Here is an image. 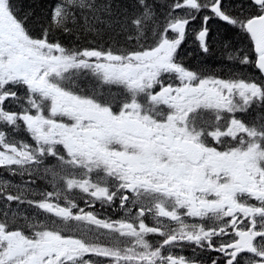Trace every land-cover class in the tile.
I'll return each mask as SVG.
<instances>
[{"label":"snow or ice","instance_id":"snow-or-ice-1","mask_svg":"<svg viewBox=\"0 0 264 264\" xmlns=\"http://www.w3.org/2000/svg\"><path fill=\"white\" fill-rule=\"evenodd\" d=\"M137 3L131 25L142 33L156 13L146 0ZM109 7L57 0L50 23L34 36L12 0H0V126L10 130H0V168L21 177L20 184L0 177V197L8 207L28 204L47 214L39 221L0 213V264H197L171 254L182 243L219 252L222 264H239L242 253L250 254L244 264H264V124L237 118L264 106V0H248L237 15L225 0H173L163 29H153L154 46L134 51L68 48L50 39L55 31L71 33L81 19L90 30L88 14L98 20ZM201 12L209 14L193 29L200 49L209 52L210 20L238 29L254 55L239 63L254 66L259 81L207 76L177 61ZM81 78L96 87L85 90ZM6 102L19 111L6 110ZM22 126L33 144L12 135ZM48 157L57 161L43 167L53 191H39L23 178L38 177ZM73 190L87 195L89 206L119 200L127 218L79 208L69 198ZM149 215L154 226L145 223ZM150 234L162 242L151 243Z\"/></svg>","mask_w":264,"mask_h":264},{"label":"trees","instance_id":"trees-1","mask_svg":"<svg viewBox=\"0 0 264 264\" xmlns=\"http://www.w3.org/2000/svg\"><path fill=\"white\" fill-rule=\"evenodd\" d=\"M95 2L97 5H109L110 7L107 11L96 13L98 20L91 19L92 14H88L90 16L88 22L90 30H85L83 27L84 21L81 19L79 25L74 27L71 33L55 31L50 33V39L53 42L59 41L68 48L81 49L102 48L106 50L111 48L113 51L121 49L134 51L139 50L141 47L154 46L158 36L154 35L153 29L156 28L158 31L163 29L169 6L173 3V0H146L154 8L156 20L146 25L142 33L131 25V20L139 15L141 11L137 0H95ZM12 3L19 17H27L28 27L32 29L31 34L40 36L42 28L47 27L50 23L51 12L57 0H12ZM225 3L232 7L233 15H237L241 11L240 5L247 7L248 0H225ZM174 15H184V13L178 11ZM215 21L210 23L211 26H209V31L212 32L209 42L212 48L214 47V55H204L195 44H192L194 49H190L188 55L203 59L215 58L214 60L220 62V65L216 66L215 69L229 70L232 63L226 58H229L231 54L233 57H237L236 62L239 63V58H242L243 54L250 50L251 42L238 29L219 20ZM69 26L73 27L72 25ZM194 62L198 61L194 60ZM19 94L23 95V92L21 91ZM8 107L11 111H19L16 103L11 102ZM0 130L10 131L7 128H3V126H0ZM12 135L17 140H24L30 143L29 135L23 130V126L18 133ZM0 174L9 175L2 168H0ZM2 218L0 216V219Z\"/></svg>","mask_w":264,"mask_h":264},{"label":"flooded vegetation","instance_id":"flooded-vegetation-1","mask_svg":"<svg viewBox=\"0 0 264 264\" xmlns=\"http://www.w3.org/2000/svg\"><path fill=\"white\" fill-rule=\"evenodd\" d=\"M259 106L261 108V105H259ZM251 111L252 112L249 113V118H240V119H242L245 123H248L250 126L255 125V126L259 127L261 124H264V106H263L262 112H260V114H259V116H261V118H256V116H257L256 113L253 110H251ZM248 202L249 203H253V204H257V206H258V202H256L254 199H250ZM108 208L111 209V210H113V211H115L116 214L122 215V218L121 219L127 218L126 215H125L126 209H122L120 207L119 200H117L112 205H108ZM136 211H137V209H133L131 215L132 216H135L136 215ZM186 222L187 223H199L200 221H199V218H188V220ZM145 223H147V224H149L151 226H154L152 217L150 215L149 216H146ZM174 226L175 225H173V227ZM206 226H210V225H206ZM152 236H153V239H154V244L157 241H161L162 242V238L159 237L158 235H152ZM230 238L231 237L229 236V237H226L224 239H230ZM216 243L218 244L219 241L217 240ZM184 245H193V244L182 243L180 245H177L176 247H173L171 249V253H179L181 251L191 252V253L199 254V255L203 256L202 257L203 259H206V256H211L214 259L219 258L220 261H221V264L223 262V259L224 258L222 256V254H220L219 252L209 251L207 249H200V248L196 247L195 245H193V246H195V248H192V249L187 248V250H183V248H184L183 246ZM164 254H168L167 249H165ZM248 258H250V254H247V253L240 254V256H238L239 264H244L245 260L248 259Z\"/></svg>","mask_w":264,"mask_h":264},{"label":"rangeland","instance_id":"rangeland-1","mask_svg":"<svg viewBox=\"0 0 264 264\" xmlns=\"http://www.w3.org/2000/svg\"><path fill=\"white\" fill-rule=\"evenodd\" d=\"M204 15H206V14H203L202 17ZM201 20H202V18H201ZM192 24H193V26H192L193 29L199 30L201 27V25L196 26L194 24V22ZM187 31H188V29H187ZM193 34H194V32H193ZM3 178H6V177H3ZM6 179H8V178H6ZM16 184H18V183H16ZM6 209L9 211L10 214L12 212H16L22 216L27 215V216L33 218L34 220L44 221L45 219H47V214L43 213L42 210H39V209L35 208L34 206H29L28 204L17 205L16 202H12L10 207H8L7 202L5 200H0V213L5 211ZM20 222L22 223V221H20Z\"/></svg>","mask_w":264,"mask_h":264}]
</instances>
